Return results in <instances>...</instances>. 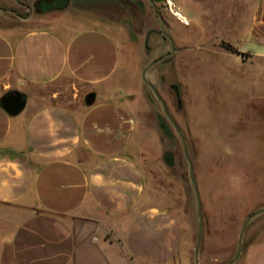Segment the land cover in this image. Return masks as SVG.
<instances>
[{"label": "crops", "instance_id": "0c3cea01", "mask_svg": "<svg viewBox=\"0 0 264 264\" xmlns=\"http://www.w3.org/2000/svg\"><path fill=\"white\" fill-rule=\"evenodd\" d=\"M233 1L238 50L264 61V0ZM19 5L0 0V99L27 95L17 115L0 106V264H189L177 218L148 200L131 153L140 119L119 75L120 45L145 4L68 1L60 18L6 25ZM62 78L94 102L37 93ZM242 264H264V234Z\"/></svg>", "mask_w": 264, "mask_h": 264}, {"label": "rangeland", "instance_id": "374dc122", "mask_svg": "<svg viewBox=\"0 0 264 264\" xmlns=\"http://www.w3.org/2000/svg\"><path fill=\"white\" fill-rule=\"evenodd\" d=\"M10 1L15 5L20 0ZM68 1L75 5L79 0ZM153 1L175 51L167 55L171 41L162 33L150 1L141 0L146 12L141 8V21L129 22L120 45L119 75L140 119L131 153L144 169L148 200L177 218L185 249L193 252L189 264H196L199 216L189 161L179 132L142 78L145 66L163 58L148 69L146 78L165 100L193 163L203 213L199 264H226L237 255L247 217L264 207V61L226 49V44L237 50L239 45L234 13L229 11L236 6L233 0ZM61 9L34 13L29 22L10 14L5 22L28 28L60 18ZM150 30L154 32L147 36ZM174 86L180 89V104ZM78 89L67 78L36 87L37 93L56 102H69L74 91L84 101L89 90ZM263 234L264 212L249 221L234 264H242L248 246Z\"/></svg>", "mask_w": 264, "mask_h": 264}, {"label": "water", "instance_id": "95a60500", "mask_svg": "<svg viewBox=\"0 0 264 264\" xmlns=\"http://www.w3.org/2000/svg\"><path fill=\"white\" fill-rule=\"evenodd\" d=\"M149 1L152 4L153 9L157 13L159 19L161 20L162 33L164 34V36L169 38L170 41H171L172 50L167 54V55H170V54H172L175 51L173 39L164 30L165 24H166L165 19L163 18V16L158 11L154 1L153 0H149ZM152 31L153 30H151L149 32V35L152 33ZM159 61H160V59H156V60L150 62L147 66H145V68H144V70L142 72V78H143L144 82L146 84H148L152 88V90H153L154 94L156 95V97L161 101L166 116L171 121V123L173 124L175 129L179 132V134L181 136V139H182V142H183V146H184V151H185L186 157H187V159L189 161L190 177H191V180H192V183H193V187H194V190H195L197 203H198L199 227H198L197 242H196V246H195V261H196V264H199V250H200V244H201V240H202V236H203V213H202V202H201L200 192H199L198 185H197L194 173H193V163H192L191 157H190V155L188 153V148H187V144H186V141H185V137L182 134L179 126L177 125V123L174 121V119L171 117L170 113L168 112L165 100L159 94V92L154 87V85L146 78V72L148 71V69L150 67H152L153 65H155ZM174 89H175V92H176L178 103L180 104L181 103L180 89H179L178 86H174ZM95 98H96V94L94 92L89 93L86 96V103L87 104H92L94 102ZM26 103H27V95L24 92H21L19 90H10L6 94H4L1 97V99H0V106L10 115H17L20 112H22L25 109V107H26ZM263 212H264V207L261 210H259V211L251 213L247 217L245 223L242 226L241 232H240L239 249H238L237 255H236V257L233 260H231L230 262H228L226 264H234L238 260V258L240 257V254H241V250H242V241H243L244 233H245V230H246V228L248 226L249 221L254 216H256L258 214H261Z\"/></svg>", "mask_w": 264, "mask_h": 264}, {"label": "flooded vegetation", "instance_id": "af4514ba", "mask_svg": "<svg viewBox=\"0 0 264 264\" xmlns=\"http://www.w3.org/2000/svg\"><path fill=\"white\" fill-rule=\"evenodd\" d=\"M67 0H35L31 6V3H28L24 0L19 1L20 8L27 10V13L24 14L23 10L20 8H11L10 12L20 18H23L25 22H29L33 19L34 13L38 14H47L52 8H63L66 5ZM166 37V36H165ZM167 38V37H166ZM160 60L163 58H159Z\"/></svg>", "mask_w": 264, "mask_h": 264}, {"label": "trees", "instance_id": "16d2710c", "mask_svg": "<svg viewBox=\"0 0 264 264\" xmlns=\"http://www.w3.org/2000/svg\"><path fill=\"white\" fill-rule=\"evenodd\" d=\"M225 47H226L227 50H231V51H233V52H238V51H237L234 47H232L230 44H226ZM238 53H240V52H238Z\"/></svg>", "mask_w": 264, "mask_h": 264}, {"label": "bare ground", "instance_id": "6f19581e", "mask_svg": "<svg viewBox=\"0 0 264 264\" xmlns=\"http://www.w3.org/2000/svg\"><path fill=\"white\" fill-rule=\"evenodd\" d=\"M177 13V12H176ZM179 16H181L182 17V15L180 14V13H177ZM185 20V19H184Z\"/></svg>", "mask_w": 264, "mask_h": 264}]
</instances>
